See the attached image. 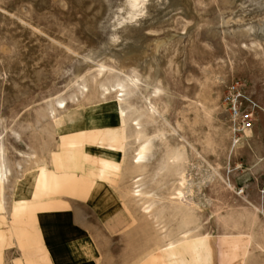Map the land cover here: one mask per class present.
<instances>
[{
    "label": "rangeland",
    "instance_id": "rangeland-1",
    "mask_svg": "<svg viewBox=\"0 0 264 264\" xmlns=\"http://www.w3.org/2000/svg\"><path fill=\"white\" fill-rule=\"evenodd\" d=\"M143 8L130 20L129 0H0V144L11 168L8 188L42 186L40 168L59 133L86 128L92 167L99 154L117 159L122 170L107 183L142 211L143 201L130 194L136 143L120 115L127 107L148 134L170 130L163 140L154 137L146 168V190L166 199L156 210L165 229L245 233L251 264H264V0H144ZM101 62L105 71L98 74ZM127 75L142 81L129 104L121 92L102 93ZM234 84L256 103L253 128L237 134L225 103ZM154 86L164 90L158 98L151 97ZM149 100L161 112L153 119ZM172 149L190 160L182 168L196 181L188 213L167 201L179 188ZM145 217L147 233L160 232Z\"/></svg>",
    "mask_w": 264,
    "mask_h": 264
},
{
    "label": "crops",
    "instance_id": "crops-1",
    "mask_svg": "<svg viewBox=\"0 0 264 264\" xmlns=\"http://www.w3.org/2000/svg\"><path fill=\"white\" fill-rule=\"evenodd\" d=\"M56 141L40 168L42 186L16 182L9 189L0 181V264L252 263L245 233H203L161 244L156 228L145 230L143 209H131L107 183L122 170L117 159L99 154L92 167L86 128L62 131Z\"/></svg>",
    "mask_w": 264,
    "mask_h": 264
},
{
    "label": "bare ground",
    "instance_id": "bare-ground-1",
    "mask_svg": "<svg viewBox=\"0 0 264 264\" xmlns=\"http://www.w3.org/2000/svg\"><path fill=\"white\" fill-rule=\"evenodd\" d=\"M143 3H144V0H129L128 19L132 20V19H135L138 15H141V16L142 14L144 15L145 9L143 8ZM114 40L116 41V39ZM97 67H98V70H97L98 74H102L105 71L104 70L105 65L103 62L99 63ZM125 77H126L125 79L117 80L115 84L111 86H103L102 93L105 95L115 90L118 93L121 92L120 100L129 104L128 97L130 93L138 89L142 81L136 75H127ZM163 91L164 90L161 87L154 86L153 91L151 93V97L158 98ZM59 104L64 108L66 106L64 100H60ZM54 110L56 109L53 108V111ZM147 112H148L147 116H149L151 119L155 118L156 114L161 113L158 107L156 106V104L153 103L152 100L148 101ZM120 115L122 119L124 118L128 121V127H127L128 136L129 137L133 136L134 142L136 143V147L132 153V159H131V168L134 172V176L132 177L133 186H132V189L130 190V194H132L133 196H136L140 201H143L142 209L147 214V216H150L152 218V221L156 224L158 231L163 233L164 240H166L165 246H174L180 243L182 240L196 236V232H194L192 229H186L178 233H174L171 230H166L165 229L166 226L162 224L161 221L158 220V217H157L158 212L156 213V210L160 207L162 203H164L166 199L160 196L157 192L146 190V184H147L146 168H147V165L149 164L151 152L154 149V137L158 136L160 137V139L163 140L165 139V134L169 132L170 130L169 129H165V130L158 129L155 131V136L150 135L147 133V130L144 128L143 123L140 119V116L138 115L134 116V115L128 114L127 107H124L121 110ZM5 152L6 151H4V148L0 144V181H4L7 183L9 174L11 173V168L8 162L6 161L7 159L5 158ZM26 156H30V155L27 154ZM35 156H37L36 152H35ZM169 160L172 163L176 162L180 164V166L178 165L179 167L176 171L177 173L176 175L178 176L179 188L176 190V192L171 197L168 198L167 201L172 205L173 209L176 210V212H184V213L187 212L188 213L189 210H191L196 204V201L194 199V186L196 184V181L194 180L192 175H189V173L187 172V168L185 167L182 168V166L184 164L190 165V160L186 157V155L183 152L174 151L173 149L169 157ZM106 164L107 163H105L104 168H107L108 165ZM161 170H163V168H159V171ZM106 172L107 171L103 170L102 174L104 175ZM162 220L164 221V219Z\"/></svg>",
    "mask_w": 264,
    "mask_h": 264
},
{
    "label": "built area",
    "instance_id": "built-area-1",
    "mask_svg": "<svg viewBox=\"0 0 264 264\" xmlns=\"http://www.w3.org/2000/svg\"><path fill=\"white\" fill-rule=\"evenodd\" d=\"M227 111L231 117L233 131L249 130L254 125V108L256 103L245 92L234 84L225 97Z\"/></svg>",
    "mask_w": 264,
    "mask_h": 264
}]
</instances>
